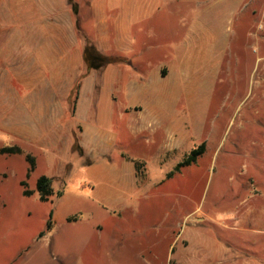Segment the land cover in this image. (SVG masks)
<instances>
[{
  "label": "rangeland",
  "instance_id": "rangeland-1",
  "mask_svg": "<svg viewBox=\"0 0 264 264\" xmlns=\"http://www.w3.org/2000/svg\"><path fill=\"white\" fill-rule=\"evenodd\" d=\"M223 1L51 92L0 57V264H264V0Z\"/></svg>",
  "mask_w": 264,
  "mask_h": 264
},
{
  "label": "crops",
  "instance_id": "crops-1",
  "mask_svg": "<svg viewBox=\"0 0 264 264\" xmlns=\"http://www.w3.org/2000/svg\"><path fill=\"white\" fill-rule=\"evenodd\" d=\"M238 2L224 0L223 5L231 10ZM73 3L77 13L68 0H0V33L10 28L7 35L0 34V45L5 48L0 57L16 66L24 62V77H45L46 92L53 91L48 79L74 76L66 74V63H78L79 69L87 40L104 54L124 50L134 45L138 24L141 38L145 27L155 29L161 22H170L177 16L183 19L191 7L189 4L199 9L203 0H73ZM134 106H121V115L142 111ZM167 125L170 134L177 136L179 124L169 119Z\"/></svg>",
  "mask_w": 264,
  "mask_h": 264
},
{
  "label": "trees",
  "instance_id": "trees-1",
  "mask_svg": "<svg viewBox=\"0 0 264 264\" xmlns=\"http://www.w3.org/2000/svg\"><path fill=\"white\" fill-rule=\"evenodd\" d=\"M73 7L75 13H77V6L73 3V0H68ZM84 61L87 65L88 70H99L103 69L109 65H116L124 61L123 58L115 55H108L100 52L96 46L87 40L86 45L84 47ZM201 148V147H200ZM20 150L16 148H0V153L2 154H11V153H19ZM195 151L194 154L186 159L183 163L177 165L176 169L181 168L185 163H189L194 161ZM38 192L41 194V199L44 201H48L50 197L54 194L53 187H52V179L47 176H42L37 180L36 184ZM50 224H48V227Z\"/></svg>",
  "mask_w": 264,
  "mask_h": 264
}]
</instances>
